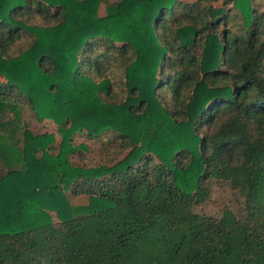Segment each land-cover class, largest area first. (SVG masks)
<instances>
[{
	"label": "trees",
	"instance_id": "1",
	"mask_svg": "<svg viewBox=\"0 0 264 264\" xmlns=\"http://www.w3.org/2000/svg\"><path fill=\"white\" fill-rule=\"evenodd\" d=\"M218 2L0 0V264H264V11Z\"/></svg>",
	"mask_w": 264,
	"mask_h": 264
},
{
	"label": "rangeland",
	"instance_id": "2",
	"mask_svg": "<svg viewBox=\"0 0 264 264\" xmlns=\"http://www.w3.org/2000/svg\"><path fill=\"white\" fill-rule=\"evenodd\" d=\"M222 0L216 4L220 7ZM259 6L264 11V0H259ZM100 14L104 12V5L100 7ZM11 117L10 113H7L5 119ZM22 123L26 124L29 130L34 134L52 133L58 142L59 134L57 127L54 123L50 121H43L42 123L37 122L34 114L29 108H25L21 113ZM73 143L75 145L84 144L87 146V150L80 154L79 156H74L71 158L72 163L80 166H92L101 163L104 155L100 153V149L95 146L94 142H91L82 134H76L73 136ZM70 201V204L74 207L86 206L88 204V198L85 195L73 196L70 193H66ZM242 197L233 190L227 182L214 180L209 196L205 199L203 203L195 208L196 213L203 214L206 216H212L215 218H220L223 211L228 209L231 210L235 215L240 216L239 211L240 202Z\"/></svg>",
	"mask_w": 264,
	"mask_h": 264
}]
</instances>
